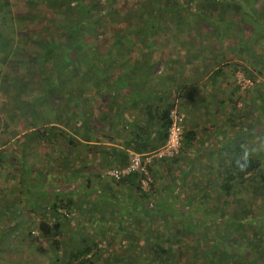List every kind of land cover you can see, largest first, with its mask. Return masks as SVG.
Masks as SVG:
<instances>
[{
    "label": "trees",
    "instance_id": "1",
    "mask_svg": "<svg viewBox=\"0 0 264 264\" xmlns=\"http://www.w3.org/2000/svg\"><path fill=\"white\" fill-rule=\"evenodd\" d=\"M86 1L93 3H83ZM120 1L106 0L109 14L122 11ZM128 1L132 2V9L140 1L146 15L153 13L147 17L146 28L133 29L137 36L142 38L145 30L154 34V28L160 27L159 16L163 11L157 7L160 0ZM166 1L165 8L170 11L189 9L180 4L174 8L173 0ZM217 1L203 3L198 0L199 15L203 18L204 14L211 13L206 9L213 8L237 17L235 23L252 20L258 30L251 29V24L247 28L244 23L245 27L241 24L238 28L232 21L233 29L239 30L250 42L252 37H256L257 42L264 39V23L257 17V9L250 15L240 11L238 5L216 4ZM9 4L28 6L22 14L24 20L39 21L43 25L32 30L26 26L7 31L4 24L9 21L6 17L9 9L5 12L4 7L7 9ZM93 4L94 0L0 1V83L12 85L16 91L11 98L19 102L11 109L9 104V108L5 106L3 113L12 116L15 111L23 113V118L18 115L14 120L18 133L9 139L13 156L4 152L8 134L0 133V172H7L4 175L8 186H17L25 195L20 207L12 202L15 209L12 213L28 211L39 217L37 234L29 229L22 239L28 238L41 252L45 249L38 240L49 242L52 253L45 264H126L132 260L145 264L140 258H147V264H264V170L261 167L264 149L256 152L245 149V139L228 145V152L219 159L217 168L211 170L207 162H203V154L198 153L193 158L185 154V148L197 146H192L195 131L184 129L178 152L172 157L157 159L159 167L173 174L168 182L162 179L166 193L158 198L154 207L151 205L153 208L145 203L147 192L151 191L140 187L137 172L122 175L118 180L110 177L109 190L101 186L92 189L91 178L102 177L110 168L126 166L130 150L147 153L164 143L167 113L179 93L178 87L175 94V88L170 86L157 99L158 94L146 88L149 80H155L150 70H155L156 62L149 65L130 63L123 65L125 69L117 68L121 63L117 55L131 43L127 31L122 29L114 36V50L108 53L100 51L93 40L84 38L87 28L94 26V22L99 28L103 27V22H109L105 18L109 16L107 13L97 16L99 14L90 12ZM52 8L55 9L53 17L52 14L47 17ZM173 14L180 22V15ZM244 15L246 17L242 18ZM140 41L144 43L137 45L141 53L151 52L152 46ZM245 73L253 75L246 69ZM260 74L258 70L254 73ZM258 88L256 85L253 89ZM236 90L240 93L237 86ZM182 103V99L179 104L177 100L181 112ZM13 149L16 150L13 152ZM37 154L39 158L34 160ZM211 155L208 154L209 160ZM183 161L188 163L183 164ZM180 163L183 168H179ZM215 179L219 190L216 193L211 187ZM150 184L152 188L154 183ZM117 185L123 190L137 191L140 201L134 198L129 202V199L118 197ZM90 192L96 195L92 201ZM176 194L180 198H175ZM100 199L111 204L108 214L117 216L122 209L127 212V216H120L116 233L126 232L123 235L130 241V249L137 248L135 255L129 254V249L128 254L111 256L108 245L100 246L85 229L77 227L79 224L73 229L77 241L70 242L68 248L62 247L60 237L65 228L70 229L69 216L83 210L86 204L96 210ZM13 206L3 204L2 207L8 211ZM15 214L10 218L12 222ZM155 218L158 219L153 224ZM131 221L136 225L130 230ZM10 227L11 224L4 226L0 239L9 233ZM205 244H208V251L204 249ZM181 249H187L185 257H180Z\"/></svg>",
    "mask_w": 264,
    "mask_h": 264
},
{
    "label": "rangeland",
    "instance_id": "2",
    "mask_svg": "<svg viewBox=\"0 0 264 264\" xmlns=\"http://www.w3.org/2000/svg\"><path fill=\"white\" fill-rule=\"evenodd\" d=\"M0 1L3 3V1L5 0H0ZM6 1L10 2L11 0H6ZM197 1L198 0H173L172 4L174 5L173 6L174 8H176L180 4L182 6H187L189 9H186V10L181 9L179 11L177 9L176 10L173 9L171 10L172 11L171 13L170 9L165 8V6L168 5V2L166 0H160V2L157 3V7H159V10L163 9V11L161 12L162 15L160 14L159 16L160 27L158 26L154 28L155 29L154 34L145 30V33L142 34L143 35L142 38H140V36H137V33L133 29L139 26L141 27L144 26L146 28V24L148 23V18H147L148 15L150 16L153 15V13H149V12H147V15H146L144 10L142 9V5H140L141 3L140 1L139 3H137L135 9H132V7L130 8L132 4L131 1L122 0L120 1V6H121L122 11L119 13L109 14L108 8H107L109 6L106 0H94V4L92 8L90 9V12L94 15L99 14L97 16L105 15V13H107L109 16L105 18H107L109 22L108 23L103 22V27H100V28L95 26L96 23L94 22L93 23L94 26H91L92 28L91 27L87 28V32L84 34L85 35L84 38L86 40L87 39L93 40L94 45L100 51H104L108 53L114 50V46H113L114 36H116L118 32H121L122 29L127 31V34H130L131 36V43L125 45V47L122 48L123 51L117 55L118 62H121L117 64V68L125 69L126 66H123V65L130 64V63L131 65H137L138 63H141V62H143V64H146L147 62H149L148 53H151L152 55L156 53V55L158 56L160 55L161 57V59L158 60L157 62V66L155 67V70L153 71L154 75H156L158 78V75L160 76L161 74L166 73L167 66H162V69H160L161 67L160 65L161 64L164 65L163 63L165 62L164 61L165 59H167L165 63L166 65L170 67L172 66V68H174L175 70L177 68L178 69L181 68V65L177 59L185 56V54L188 53L186 52V45H187L186 42H187V39H189V36L191 34H195L196 36L200 35L202 37L201 39L205 38V39H208L210 42L211 38L210 36H208L210 34L201 35L199 31L200 29H202L201 27L203 26H206L207 28L211 27L212 26L211 22H215L213 26L219 28L221 32V36H223L224 34L225 39H228L235 32L233 28H230V26L226 24L231 25L233 24L232 21L235 23L236 21H238L237 17H234L233 15L229 16L228 13H221V11L211 8V10L206 9V11H210L211 13L210 14L207 13L208 15L206 17V20H204L199 15V12L201 11V9L200 8L199 10L196 9L197 7H199V5L197 4ZM201 1L203 3L207 2V0H201ZM208 1L210 2V0ZM83 3L92 4L93 2L86 1ZM215 3L224 4V5H227V4L238 5L240 8V11H243L250 15L252 14L254 15L253 12L257 11L258 12L257 17H260L261 23H264V0H242V1L241 0L239 1L238 0H218ZM27 7L28 6H25L23 8V6L21 5L15 6L12 4L7 5V9L6 7H4L5 12L9 9L8 13H6V17H8L9 21H7L4 24V27L6 26L5 29L7 31H9L8 28L10 30H16V29L26 27V26L29 27V30H32V28L34 27L43 25V24L40 25L39 21L31 23V22H26L24 20L22 14H23V11H26ZM153 9L156 10L154 7ZM212 11H215V13H212ZM151 12L155 13V11H151ZM175 12H177L178 15H180L179 17L180 22L176 21L177 20L175 19L176 15L173 14ZM54 13H55V9L54 8L50 9V11L47 14V17H49L50 14H52V17H53ZM209 15H213V17ZM66 17H69V16H66ZM245 17L246 16L244 15V17L242 18H245ZM96 19L98 18H93V20H96ZM40 22H42V20H40ZM243 23L246 25L247 28L249 27L248 24H251L252 25L251 29L258 30V26L254 25L255 23H253L252 20L242 21L241 24L243 25ZM241 24L235 23V25L238 28ZM245 25L243 26L245 27ZM0 28H1V24H0ZM189 28L194 31H189L188 30ZM23 30H26V29H23ZM128 31L132 33H128ZM261 31L262 32L260 33H263V30ZM240 39L241 37L239 38L240 42L236 44L237 49L235 48L238 53V56H242V57L245 56L246 58H248L250 63H246L247 66L248 64L250 65V69L253 71V73L254 72L257 73V70L258 72H261V74L259 75L261 76L262 73L264 74V39L261 42H257L256 37H252L250 44H246L247 39H243V40L242 39L240 40ZM140 40L146 41V46L147 45L152 46L150 47L151 52L148 51V53H144V54L141 53L140 48L137 45L139 43L141 45L144 43L143 41H140ZM235 43L236 42H234L233 45H235ZM248 45L250 48L249 50L248 48L243 49L244 47H247ZM146 46H144V48H146ZM203 49H205V47H203ZM151 60L152 59L150 58V62ZM261 78L264 79V75H262ZM234 80H235V75H234ZM262 83L263 82H260V85L258 84L259 88L257 89V91H255L256 95L254 94L250 101L246 99V94L250 91L256 90V89H253L255 87L249 90H245L244 92H240L239 93L241 94L239 96L240 99L238 100V102H235V105L237 107L243 108L244 107L243 105L245 106L247 105V106H250V110L252 111L251 113L252 132L246 136L247 147L245 149H248L254 152L264 149V128H262L264 127V92L262 90L264 89V86ZM146 88L149 89L150 84ZM15 91L16 89H14L12 85L7 84V83H0V118H1L0 133L2 135L8 134L7 135L8 139L4 137L5 143L3 147H4V150H6L4 152L8 154V156L10 157L14 155L10 153V146H9L10 140L13 138L14 134L18 133L16 129L18 126L14 120H17L18 115L19 117L23 118V113L21 114L19 111L18 113L17 111H15L14 115L12 116L10 113H3V111H4L5 106L9 108V105H10V109H11V107H13L14 105H18L19 102H17V100H12L11 98V96L15 93ZM174 100H172L173 103H174ZM182 100L184 101V98ZM190 106H191L190 109L193 108L192 110L193 112L192 114H190L186 122L189 123V126L194 127L195 130L199 129L198 135H200L201 138L211 137V135H207V128H204V131H206V133L203 132V127H209L211 124L220 125V122L217 119V117H215V115H209L208 113H205L201 109L202 104H198V106L196 107L194 103H190ZM196 108H197V111H196ZM234 108L237 111L236 107ZM259 127H261L262 130H260L261 128L259 129ZM235 141H236L235 137L230 138L228 145H232ZM212 147L217 148L216 144L210 145V148ZM15 150L16 149H13L12 151L14 152ZM202 152H205V153H202ZM206 152H208L207 148H206V151L201 149V152L199 153L203 154L204 156V159H202L204 160L203 162L205 163L207 162V164L210 166V169L214 170L215 168H217V162H219V159L223 155L217 154V153L212 154L210 156L211 160H209L208 154H206ZM33 158L34 160H37L39 158L38 154L37 156H34ZM226 160L227 161L230 160V157L226 158ZM156 163H158L157 160H155L152 163V167H150L152 183H154V186L151 188L152 185L150 184L151 186L149 190H147V191H151V192H147V196L145 199V203L149 207L151 205L154 207L158 198H161L160 196L166 193V190L163 187L162 179H164L165 182H168L169 179L171 178L170 176L173 174L172 173L170 175L169 172L166 171L165 168L159 167ZM184 163L187 164L188 162L183 161V164ZM183 167L184 166H182L180 163L179 168H183ZM261 167L264 170V163L261 165ZM106 171L107 170H105L102 173L101 175L102 177H100L101 179L100 178L97 179L94 177L91 178L92 179V189H95L96 187L101 186L109 190L110 187L108 186H110V177H108V175L106 174ZM4 174L7 175V172L5 173L0 172V210H1L0 233L2 232L6 224H11V227H10L9 233L7 235L4 234V236L0 239V264H45L46 259H48V256L52 253L49 242L43 239L38 240L39 244L45 249V252H41V251H38L35 248V246L31 245V242L29 241L28 238L22 239V235L27 233L29 229L32 230L31 231L32 234L34 235L37 234L36 226L39 222V217H37L35 214L31 215L30 213H28V211L27 212L26 211H21V212L16 211L15 212L16 214L12 213L14 209L12 202L14 201L15 206L17 205L18 207H20V204L22 203L25 195L24 193L17 190V186L16 187L8 186L7 177ZM199 177L200 176L198 175V178ZM5 180L7 184L5 183ZM216 181L217 179H215L211 183L212 185L211 187L214 193H216V191H219L216 185L217 184ZM200 184L201 182L199 181L198 182L199 187H200ZM117 187H118L117 188L118 191L121 192V193L118 192L117 194L118 197L122 196L126 198L127 200L129 199L128 200L129 202H131V200H133L134 198L135 200L140 201L141 198L138 197L137 191L134 192L131 189L123 190L118 185ZM155 189L156 191L155 193H153L152 191ZM197 193L199 194V192ZM210 193H211V190L208 191L209 195ZM174 196L175 198H180L178 194ZM95 198H96L95 193L90 192L89 199L92 201ZM1 199H4V201H2ZM99 201H100V203H98L99 207H97L98 210L97 208H95L96 210H93V206L91 204H86L87 206H85L83 210L81 209L80 212L78 213L74 212L73 214L69 216L71 219V222L69 224L70 229L65 228L63 236L60 237V240L62 241V247L68 248L67 245L70 244V242L73 243L77 241V233L74 232L73 229H75V227L79 224L80 226H77V227H79V229L81 227L82 230L85 229L91 237L98 240L100 246L108 245V249L112 254L111 256H113V254L115 255L128 254L127 252L130 249V246H129L130 241L125 239L123 235L126 232L122 231L120 234L116 233L118 221L120 222V216L126 215L127 212L124 209H122V211L119 212L117 216L116 215L113 216L114 213L112 214L107 213V212H110L112 208L109 201L101 200V199ZM3 204L4 205L11 204L13 208L11 207V209L7 211L6 209L2 207ZM152 206L151 208H153ZM41 210L43 211V208ZM104 213H105V216L103 215ZM157 213L164 214V211L162 212L158 211ZM14 214H15V218L17 219L14 218L12 222L10 218ZM44 215H48V214H44ZM102 217L104 218L102 219ZM149 218H152V215H150ZM157 219L155 218V221L153 224L157 222L156 221ZM135 225L136 224L131 221V223L128 224V227L131 230V228H133ZM207 245L208 244L204 245V249H206V251L209 250L206 247ZM133 248L134 246H132V249H130L131 252L129 254L135 255L136 253L135 250H137V248L135 249ZM144 252H147V251L144 250ZM186 253H187V249H185V251L181 249L180 257H185ZM57 254L62 255L59 252ZM147 260H148L147 258L139 259L140 262L145 263V264H147ZM115 264H122V263H115ZM126 264H137V260H132Z\"/></svg>",
    "mask_w": 264,
    "mask_h": 264
},
{
    "label": "crops",
    "instance_id": "3",
    "mask_svg": "<svg viewBox=\"0 0 264 264\" xmlns=\"http://www.w3.org/2000/svg\"><path fill=\"white\" fill-rule=\"evenodd\" d=\"M206 17L207 14H204L203 19L206 20ZM211 17H213V15H211ZM211 23V27L207 28L203 26L201 27L202 29L199 30L201 35L210 34L208 35L211 38L210 42L208 39H201L202 37L200 35L196 36L195 34H191L189 36L186 42V52L188 53L177 59L181 65L180 69L177 68L175 70L172 66L166 65L167 59H165L164 65L159 64L161 66L160 69H162V66H167L166 73H163V76L157 78L153 73L154 70H150L155 80L152 82L149 80V84L151 83V85L148 90H152V92L155 91L156 93L154 94H158L156 95L157 99L161 96L162 91L167 90L171 86L172 89L175 88V94L177 93L176 89L178 87L179 93L175 97L178 102L180 101L181 103V99L183 98L184 101L186 100L185 104L183 100L181 104V110L184 114L183 128L186 130L191 129L196 133L195 139L192 140V146L196 144L197 149L193 147L189 149L185 148V154H190L191 158H193L194 155L198 156V153L201 152V148L204 151H206L207 148L208 152H206V154L217 153L224 155L228 152L227 147L230 138L235 137L238 141H240V139L246 140V136L252 132V111L250 110V106L243 105V108H239L235 105V102H238L240 99L239 96L241 95L237 93V90L235 91V72L237 70H242L245 73L246 69L253 73L250 69V65L248 64L247 66L246 64L250 63L249 59L245 56H238L236 51V44L240 42L239 38L242 36L239 30H235L232 36L225 39L224 34L221 36L219 28L213 26L215 22ZM226 25L233 28L232 24ZM188 30L194 31L190 28ZM243 39H247L246 44L251 43L248 38L242 37V40ZM234 42H236L235 45H233ZM203 47H205V49H203ZM245 48H248V50L250 49L249 45L243 49ZM148 55L149 62L146 63L147 65L152 62H156L157 64L158 60L161 59L160 55L158 56L156 53L154 55L148 53ZM150 58L152 59L151 62ZM172 81L175 82V85H170ZM255 91L257 90L250 91L246 94V99L248 101L252 99ZM190 103H194L196 107L198 104H202L201 109L205 113L215 115L219 120L220 125L211 124L209 127H203V132L206 133L204 128H207V135H211V137L201 138V136L198 135L199 129L195 130L194 127L189 126V123L186 122L193 112V108L190 109ZM234 107H236L237 111ZM213 144H216L217 148H210V145ZM200 146L202 147L199 148Z\"/></svg>",
    "mask_w": 264,
    "mask_h": 264
},
{
    "label": "built area",
    "instance_id": "4",
    "mask_svg": "<svg viewBox=\"0 0 264 264\" xmlns=\"http://www.w3.org/2000/svg\"><path fill=\"white\" fill-rule=\"evenodd\" d=\"M253 75L248 76L242 70H237L235 72V86H237L240 92L249 90L260 84V82H263L264 85V79L261 78V76ZM167 120V136L162 145L147 153H137L130 150L128 152L129 160L126 166L121 168H110L106 171V174L109 177L118 180L122 175L130 172H137L140 174V187L143 190H148L149 185L152 182L150 172L151 163L154 162V160L175 155L178 152L183 139L184 114L178 109L177 100L174 101L173 106L168 110Z\"/></svg>",
    "mask_w": 264,
    "mask_h": 264
},
{
    "label": "clouds",
    "instance_id": "5",
    "mask_svg": "<svg viewBox=\"0 0 264 264\" xmlns=\"http://www.w3.org/2000/svg\"><path fill=\"white\" fill-rule=\"evenodd\" d=\"M184 130V129H183ZM133 151V150H132Z\"/></svg>",
    "mask_w": 264,
    "mask_h": 264
}]
</instances>
